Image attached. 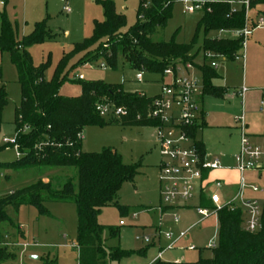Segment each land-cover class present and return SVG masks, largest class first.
<instances>
[{"label":"rangeland","instance_id":"374dc122","mask_svg":"<svg viewBox=\"0 0 264 264\" xmlns=\"http://www.w3.org/2000/svg\"><path fill=\"white\" fill-rule=\"evenodd\" d=\"M212 1L220 2L221 0ZM68 5L71 9L70 14L64 11L65 4L61 0H0V14L6 13L9 21L18 28L17 40L21 41L29 36L34 31L35 25L42 22L46 24L54 37L51 41L35 45L30 51L34 66L40 67L42 64L49 63L44 74V79L48 82L53 79L64 55L70 54L76 44L91 38L97 22L105 21L104 10L96 0H69ZM139 6V0L115 1L116 12L124 15L127 20V26L123 32L129 31L137 24ZM243 7L242 4H236L232 9L238 11ZM204 15V11L188 13L184 3H177L167 27L160 29L153 37L155 42H170L175 39L178 44L193 45L191 55H196V59L189 76L198 78L202 85H204V76L201 68L204 65L211 68L210 62L205 63L204 54L201 51L205 39L231 38V35L227 33L212 31L206 35L204 29H198ZM247 18L251 28L258 25L264 20V5L249 9ZM257 35L263 41L261 48L250 51L247 45L245 69L242 61H220L215 72L220 74L221 78L213 81L214 85L229 87V89L246 88L248 90L246 93L248 114L245 118L249 125L247 133L252 139L254 136L250 133L264 131V113L259 112L254 93L257 89L264 90V31H258L255 36ZM78 62L79 58L75 57L66 71ZM102 65L107 68L102 69ZM0 66L3 71L0 85L6 88L8 94V105L3 114V126L0 132V200L16 191L46 180L52 182L55 189H60L70 179H76L75 169L38 167L16 172L1 166L17 160V150L11 145H6L5 141L15 139V111L21 102V88L16 68L8 53L0 52ZM138 74H142L143 82L137 81ZM70 75L72 77L82 75L85 82H103L110 86H120L126 93H144L147 98L157 97L163 82L161 74L135 71L122 60L116 70L100 60L78 65L70 71L68 79ZM79 83L66 82L60 90V95L69 98L81 96L82 88ZM205 111L208 114V126L203 134L200 133L199 139L206 145L209 154L219 158L223 165V171L218 172L219 174H211L209 178L211 181L217 179L223 182L224 187L218 191L223 199L225 194H227L225 199H233L240 188V175L234 169L231 152L235 151L239 141L236 120L242 115L241 100L236 97L224 100L207 98ZM83 140V150L86 153H100L110 148L122 156L126 165L142 166L135 181L126 183L119 193L117 202L120 206L127 207V214L122 216L118 207L110 206L102 210L98 220L100 225L120 232V236L112 240L109 230L104 231L102 239L106 248L120 247L125 251L136 252L137 255L121 261V264H147L163 249L166 251L162 260L167 263H176L177 260L195 263L200 258L213 257V251L208 250V247L213 242L219 246V217L212 216L203 220L198 216L196 208L202 205L201 193L198 192L189 201L178 203L179 208L175 209L176 211L170 208V205L161 203L158 194L159 173L156 169L160 165L161 157L155 127L87 126L83 130ZM257 177L256 172L246 174L245 197L259 199L263 208L264 196L257 197L250 189V185L258 184L255 181ZM261 188H264V180ZM214 191L213 186L208 187L205 189V196ZM45 205L48 210L47 215L41 216L36 208L25 206L19 213L10 212L12 226L7 222L0 224V234H9L16 241H19V238L25 239L29 245L37 243L36 247L30 246L25 250L22 259L18 256L17 260L4 264H44L43 258L57 260L58 264H79L76 206L65 203H46ZM160 207L164 208V211ZM175 214L178 216V221L175 220ZM120 222L126 225L121 227ZM186 232L188 234L185 239L181 240L175 248L168 249L171 244L168 239L170 236L174 240ZM137 237H150L151 243L137 241ZM139 252L142 253L139 254ZM32 255L38 256V260H32L30 258Z\"/></svg>","mask_w":264,"mask_h":264},{"label":"trees","instance_id":"16d2710c","mask_svg":"<svg viewBox=\"0 0 264 264\" xmlns=\"http://www.w3.org/2000/svg\"><path fill=\"white\" fill-rule=\"evenodd\" d=\"M96 1L104 10L105 21L97 22L93 36L76 44L70 54L64 55L49 82L44 79L49 63L36 67L30 54L35 45L53 40L46 24L37 23L34 31L20 41L17 40V28L9 21L6 13L0 14V52L10 55L21 88V104L15 111L14 120L15 140L21 157L1 166L16 172L38 167L76 170V179H70L60 189H55L52 182L41 181L3 197L0 200V224L7 222L12 226L10 212L19 213L25 206L36 208L44 216L48 214L46 203L74 204L78 215L79 264H109L137 255L136 252L125 251L120 247L106 248L102 239L104 231L109 230L112 240L117 239L120 232L100 225L98 220L102 210L110 206L118 207L122 216L127 214V207L117 202L119 193L126 183L135 181L142 168L141 165H126L114 149H104L100 153L84 152V128L107 125L155 127L158 122L148 119L155 98H147L142 93H126L120 86H110L103 82L72 81L68 79V74L78 65L100 60L116 70L122 60L135 71L163 75L177 62L194 63L196 59V55H191L193 45L178 44L175 39L170 42L153 40L155 34L165 29L172 19L174 6L184 0H139L138 22L127 32H123L127 26L126 17L116 12V0ZM257 5H264V0H252L250 10ZM209 7L211 12H205L198 28L204 29L206 35L212 31H236L245 27V7L234 13L228 0L212 3ZM242 44V38L205 39L201 51L221 56L226 61H234ZM75 57L79 58V62L66 71ZM201 70L204 76L203 95L215 99L225 97L227 90L213 84L218 78L215 70L206 65ZM2 77L0 66V81ZM66 82H80L81 96H61L60 90ZM100 104H108L115 109L123 108L128 114L119 118H102L97 112ZM7 105L6 88L0 86V132ZM196 135L197 129L191 130V136L196 138ZM196 146L205 154L201 142H197ZM201 202L203 206L209 207L205 198ZM219 224V246L212 250L213 257L179 264H264V207L262 228L256 234L242 230L241 211H222ZM15 257V254L3 250L0 252V264L13 261ZM43 262L58 264L57 260L49 258H43ZM153 264L177 263L157 260Z\"/></svg>","mask_w":264,"mask_h":264},{"label":"built area","instance_id":"2783aa9c","mask_svg":"<svg viewBox=\"0 0 264 264\" xmlns=\"http://www.w3.org/2000/svg\"><path fill=\"white\" fill-rule=\"evenodd\" d=\"M69 0H61L65 4L64 11L67 14L71 13L68 5ZM252 0H244L241 4L246 9V24L242 30L235 31L236 38H242L243 44L236 60H245L247 41L252 36L254 29L250 27L248 20V12L250 2ZM257 1V0H255ZM188 13L195 12H211L209 7L215 1L204 0H184ZM232 6L234 2L228 1ZM232 12H237L232 9ZM256 28H264V20H262ZM225 31H222L224 33ZM205 58L211 61V67H218L217 60H225L221 56H216L212 53H205ZM193 63L177 62L175 65L168 68L164 74L161 92L153 100V110L148 115L149 120L158 122L156 128V140L159 154L161 157L160 165L158 166L159 173V195L162 204L170 205L173 210L177 208L178 203L186 202L193 199L198 192L201 196L205 194V189L210 186L215 188V191L205 196L209 207L201 205L196 208L198 216L203 220L209 219L212 216H218L222 211L236 212L241 211L243 214L242 230L249 234L258 233L261 228L263 208L258 200L246 199V174L256 172L264 175V147L254 145L247 134V123L245 113L237 118L238 130L240 132V150L234 156V169L240 175V188L233 199H223L220 189L224 187L222 181H211L209 175L212 172L223 170L222 163L218 160H210L206 154L199 151L196 146L197 140L191 136V130L202 129L203 115L200 105V98L203 96L204 86L198 78H190V71L193 69ZM106 69L105 65L101 66ZM143 73V72H141ZM69 80L84 81L82 75L70 76ZM138 82H143L142 74L137 76ZM248 92L246 88H241L232 93L233 96H239L244 99ZM261 111H264V90H262ZM97 112L102 118H119L125 117L128 111L119 108L115 109L108 104H100L97 107ZM28 129L25 130L27 132ZM6 145L14 146L18 152L16 140H6ZM18 157L21 155L18 152ZM251 192L255 194L263 193L264 189L257 185H250ZM162 211L164 208L160 207ZM175 220L178 221V216L175 214ZM124 222H120V226H125ZM188 232L182 233L178 238L173 240L170 236L168 239L171 242L168 249H173L183 239L187 237ZM137 241L146 244L151 243L150 237H137ZM30 246H37V243L29 245L25 239L19 238V241L11 238L9 234L0 235V252L5 250L8 253L16 254L22 259L25 250ZM78 248V247H77ZM218 246L215 242L211 243L208 250H215ZM163 251V250H162ZM163 252L159 254V258Z\"/></svg>","mask_w":264,"mask_h":264},{"label":"crops","instance_id":"0c3cea01","mask_svg":"<svg viewBox=\"0 0 264 264\" xmlns=\"http://www.w3.org/2000/svg\"><path fill=\"white\" fill-rule=\"evenodd\" d=\"M228 1H232V2H234V4L232 5V7L234 6V5H236V4H240L241 5V2L242 1H244V0H228ZM238 11H240V10H238ZM257 26V25H256ZM256 26H254V32H253V34H252V36L249 38V40L247 41V45H248V48L250 49V51H251V49H260L261 47V42H263L262 41V39H261V37L259 36V35H257V36H255L256 34H257V32L258 31H264V28H256ZM17 28V27H16ZM220 33H222V31H219ZM18 28H17V35H18ZM224 33H227V34H230L231 35V38H226V39H229V40H234V39H238V38H236L235 37V31H225ZM223 34V33H222ZM255 36V37H254ZM218 38V37H217ZM252 38V40H250ZM216 39V38H215ZM221 39H224V38H221ZM31 51V50H30ZM246 51H247V46H246ZM202 53L204 54V59H206L205 58V53L202 51ZM205 61V63H209L210 62V64H211V61L209 60V62H206V60H204ZM220 61H226V60H217V64L218 63H220ZM238 61H242L243 62V67H244V69H245V66H246V61H247V58H246V53H245V60L243 61V60H238ZM195 62V61H194ZM194 64V66H195V63H193ZM212 68V67H211ZM212 69H214V68H212ZM218 69V67L216 68V69H214V70H217ZM217 75H218V78L220 79L221 78V75L220 74H218L217 73ZM71 76V75H70ZM216 81H218V79H216ZM1 86V85H0ZM214 86H216V87H222V88H224V89H226L227 90V93H226V95H225V97H223L222 98V100H224V99H227V98H229V99H233V98H238V99H240L241 100V106H242V113L244 112L245 113V115L247 116V111H246V106H247V103H246V94H245V97H244V99H242L241 97H239V96H233L232 95V93L233 92H235V91H238V90H240L239 88H236V89H234V88H231V89H229V87H224V86H219V85H214ZM256 91V90H255ZM255 93V97H256V100L258 101V105H259V112L260 113H264V111L262 112L261 111V105H260V102H261V98H262V90L261 89H257V91L256 92H254ZM142 94H144V93H142ZM229 94V95H228ZM207 98H210V99H213L212 97H208V96H205V95H203L201 98H200V100H199V102H200V105H201V110H202V115H203V127H202V129H199L198 131H197V135H196V140H197V142H201L202 144H203V146H204V150H205V154L208 156V158L210 159V160H215V159H218L220 162H221V160L219 159V158H216V157H214V156H211L210 154H209V150L207 149V147H206V145L199 139V135H200V133H204L205 132V130L207 129V126H208V124H207V117H208V114L206 113V111H205V101L207 100ZM20 104H21V102H20ZM20 106V105H19ZM18 108V107H17ZM16 108V109H17ZM247 123V122H246ZM237 129V131L239 132V130H238V128H236ZM248 129H249V125L247 124V132H248ZM248 134V133H247ZM251 134V136H254V138L252 139L251 137H250V139H251V142L254 144V145H257V146H261V147H264V131H263V133H250ZM248 136H250V135H248ZM82 138H83V134H82ZM240 132H239V141H238V144H237V147H236V149H235V151H233V152H231V154H232V160H233V164H234V156L239 152V150H240ZM84 141V140H83ZM83 147H84V143H83V145H82V149H83ZM84 151V150H83ZM20 157H18V152H17V159H19ZM235 165V164H234ZM156 169H157V171H158V166L156 167ZM221 171H223V170H219V171H215V172H212L211 174H219L218 172H221ZM210 174V175H211ZM210 175H209V177H210ZM215 180H217V179H215ZM263 180H264V175H261V174H258V177L255 179V181H257V185L258 186H260V188H261V183L263 182ZM48 182V180H46L45 181V183H47ZM264 189V188H263ZM159 194V193H158ZM252 194H254V195H256L257 197H260V196H264V192L263 193H259V194H255V193H253L252 192ZM226 196H227V194H225V195H223V197H224V199L226 198ZM203 198H205V194H203V196H202V199ZM206 199V198H205ZM255 200H258L259 201V199H257V198H254ZM252 200V199H251ZM23 208V207H22ZM21 208V209H22ZM177 208H179V207H177ZM177 208H175V209H177ZM20 209V210H21ZM174 209V210H175ZM176 211V210H175ZM22 227V226H21ZM122 227V226H121ZM124 227V226H123ZM22 231L24 232V235H25V237H26V239H27V235H26V233H25V231L23 230V228H22ZM1 235V234H0ZM25 241H27V240H25ZM28 242V241H27ZM165 249H163V251L161 250L160 252H159V254L161 253V252H163V254H162V256L159 258V254H158V256L157 257H155L154 259H152L149 263H147V264H153L155 261H157V260H161V261H163L162 260V258H163V256H164V254H165ZM19 254V253H18ZM16 255V254H15ZM17 257L15 258V260H17L18 259V255H16ZM32 260H38V256H36V255H32L31 257H30ZM15 260H13V261H15ZM164 262V261H163ZM177 264H179V263H185V262H183L182 260H177V261H175ZM109 264H121L120 262H112V263H109Z\"/></svg>","mask_w":264,"mask_h":264}]
</instances>
